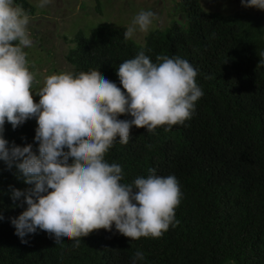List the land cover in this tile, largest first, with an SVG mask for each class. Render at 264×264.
<instances>
[{"label": "trees", "instance_id": "1", "mask_svg": "<svg viewBox=\"0 0 264 264\" xmlns=\"http://www.w3.org/2000/svg\"><path fill=\"white\" fill-rule=\"evenodd\" d=\"M15 2L36 14L28 0ZM177 11L179 22L150 32L142 44L125 40L126 29L107 22L90 36L80 31L67 60L74 73L99 70L122 90L117 68L141 51L153 63L160 55L179 56L197 69L204 94L189 120L171 131L133 127L129 142L117 138L105 156L121 166L122 183L146 178L149 170L175 176L179 223L159 238L132 241L113 225L111 232L101 229L78 242L65 238L60 245L38 229L24 244L11 221L27 205L18 207L23 197L13 196L32 186L0 161V264H264L263 18L244 10L207 11L200 0H180ZM37 127L35 119L16 129L6 122L4 139L9 146L32 144L39 155ZM137 251L143 260L135 258Z\"/></svg>", "mask_w": 264, "mask_h": 264}, {"label": "clouds", "instance_id": "2", "mask_svg": "<svg viewBox=\"0 0 264 264\" xmlns=\"http://www.w3.org/2000/svg\"><path fill=\"white\" fill-rule=\"evenodd\" d=\"M51 0H40L44 8ZM244 7L264 11V0H241ZM155 14L140 11L124 32L125 40L137 31L147 32ZM31 16L15 0H0V161L15 167L31 185L18 207L27 208L11 223L24 244L37 230L55 237L79 241L98 230L115 229L132 241L159 238L175 226V210L182 193L173 175L159 176L149 170L133 183H122V168L105 156L117 138L127 144L133 127L154 133L158 127L171 131L194 112L203 96L197 69L179 56L160 55L153 63L143 51L117 68L121 87L99 70L61 72L46 77L33 95L35 73L29 70L26 48L33 45ZM261 55H264L262 53ZM131 115V120L120 116ZM35 119L33 145L17 146L4 139L5 124L13 129ZM67 149V151L65 150ZM71 161V163H70ZM3 216H0V220ZM135 258L143 260L142 252Z\"/></svg>", "mask_w": 264, "mask_h": 264}, {"label": "rangeland", "instance_id": "3", "mask_svg": "<svg viewBox=\"0 0 264 264\" xmlns=\"http://www.w3.org/2000/svg\"><path fill=\"white\" fill-rule=\"evenodd\" d=\"M37 10L30 15L29 31L33 45L26 48L29 70L35 73L33 86L35 102H39L36 93L43 87L47 76L61 72H74L67 56L74 47L73 41L80 31L90 36L102 23L115 27H127L142 10L152 11L156 19L147 32L137 31L132 37L138 43H144L150 32L163 30L172 22H179L177 3L180 0H51L44 8H38L40 0H28ZM207 11L233 14L248 11L261 16L264 11L244 7L241 0H200Z\"/></svg>", "mask_w": 264, "mask_h": 264}]
</instances>
